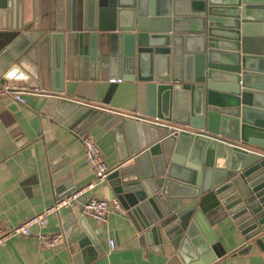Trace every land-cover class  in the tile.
<instances>
[{"label":"water","instance_id":"1","mask_svg":"<svg viewBox=\"0 0 264 264\" xmlns=\"http://www.w3.org/2000/svg\"><path fill=\"white\" fill-rule=\"evenodd\" d=\"M78 7L73 0L60 26L42 29L44 64L32 46L0 84L21 82L44 95V109L74 130L104 109L118 134L123 119L133 121L138 149L106 177L137 231L123 248L210 264L226 254L213 227L230 217L247 242L243 252L264 250V0H80ZM75 56L92 77L143 83L146 112L64 94V67ZM65 186L61 196L73 190ZM85 217L73 207L64 231L76 257L89 262L103 252Z\"/></svg>","mask_w":264,"mask_h":264},{"label":"crops","instance_id":"2","mask_svg":"<svg viewBox=\"0 0 264 264\" xmlns=\"http://www.w3.org/2000/svg\"><path fill=\"white\" fill-rule=\"evenodd\" d=\"M79 2L75 0L76 9ZM72 3L73 0H0V79L12 65L13 58L32 46L36 45V58L45 63L46 47L38 45L39 37L47 29L62 24L72 10ZM112 78L122 81L109 83ZM62 85L63 93L71 97L123 112H146L147 93L143 83L136 79L127 81L123 76L92 77L89 69L86 72L82 69L80 56L70 58L64 67ZM6 86L18 88L24 102L14 98V91L2 90ZM45 100L44 95L27 91L21 82L0 84L1 227L16 226L52 205L68 181L73 189L93 181L84 158L82 137L89 136L97 143L111 167H116L123 155L131 156L138 149L136 138L129 132L132 120L123 119L124 125L118 134L116 125H109L114 113L104 109L102 117L86 129L82 126L74 130L52 118L44 109ZM92 197L119 201L105 179L93 189L82 192L73 207L81 210L83 203ZM72 208H61L49 214L44 229L32 226L29 235L14 236L1 245L0 264H179L149 247L123 248L137 235L123 210H111L104 223L85 217L103 252L89 262H85L88 256L76 257L77 243L65 237L56 248L42 247L37 233L62 232L65 236L64 227ZM213 228L226 254L210 264H264V250L256 245L246 252L241 250L247 242L230 217ZM78 232L76 225L71 235ZM109 241L115 245L112 250Z\"/></svg>","mask_w":264,"mask_h":264},{"label":"built area","instance_id":"3","mask_svg":"<svg viewBox=\"0 0 264 264\" xmlns=\"http://www.w3.org/2000/svg\"><path fill=\"white\" fill-rule=\"evenodd\" d=\"M120 78L109 79V83H120ZM8 86L4 87L7 89ZM14 98L17 101L24 102L22 92L18 88H14ZM82 146L84 158L90 170L93 174V181L80 189H73L69 193L59 196L52 205L39 211L38 213L28 217L21 223L13 227H1L0 226V246L5 244L9 239L17 235L27 236L29 235L30 228L32 226H38L40 229H44L47 225V216L53 212L58 211L61 208H72L77 201L79 195L87 190H91L95 185L104 181L107 175L113 170L105 160L102 152L97 143L89 136L82 137ZM113 210L122 212V206L116 198L104 199L92 197L83 203L81 211L85 216H88L100 223H104L107 219L108 213ZM37 237L42 247L56 248L64 242V234L57 232L51 235H47L43 232H38ZM110 249H114L115 245L113 241H109Z\"/></svg>","mask_w":264,"mask_h":264}]
</instances>
